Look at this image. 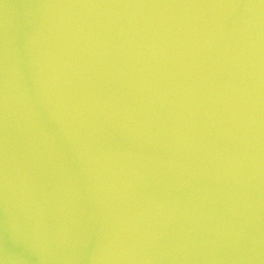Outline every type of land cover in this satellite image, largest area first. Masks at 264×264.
Segmentation results:
<instances>
[{
	"label": "water",
	"instance_id": "95a60500",
	"mask_svg": "<svg viewBox=\"0 0 264 264\" xmlns=\"http://www.w3.org/2000/svg\"><path fill=\"white\" fill-rule=\"evenodd\" d=\"M0 264H264V0H0Z\"/></svg>",
	"mask_w": 264,
	"mask_h": 264
}]
</instances>
